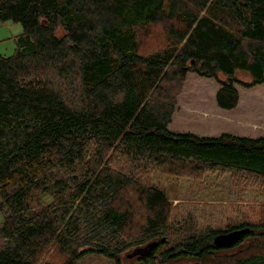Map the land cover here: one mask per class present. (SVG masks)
Wrapping results in <instances>:
<instances>
[{
    "label": "trees",
    "instance_id": "trees-1",
    "mask_svg": "<svg viewBox=\"0 0 264 264\" xmlns=\"http://www.w3.org/2000/svg\"><path fill=\"white\" fill-rule=\"evenodd\" d=\"M0 21L22 26L0 53V264H38L50 244L59 264H264V204L200 230L172 222L149 177L227 173L264 192V137L168 129L189 72L217 80L225 110L236 84L264 82V0H0ZM36 193L50 200L34 206Z\"/></svg>",
    "mask_w": 264,
    "mask_h": 264
},
{
    "label": "rangeland",
    "instance_id": "rangeland-1",
    "mask_svg": "<svg viewBox=\"0 0 264 264\" xmlns=\"http://www.w3.org/2000/svg\"><path fill=\"white\" fill-rule=\"evenodd\" d=\"M15 28L18 32L14 31ZM21 31L20 23L0 21V53L5 55L13 53L15 49L13 36ZM218 77L224 79L222 74ZM237 77L243 81L249 80V75L244 71H238ZM218 86L219 83L213 77H203L189 72L177 96L168 129L172 132H190L200 136H217L230 129L233 122L228 120L229 117H203L201 112L197 111L202 109L213 113L214 110L217 113L223 112L229 115L235 112L233 111L235 109L225 110L216 105L213 93ZM236 88L241 97L237 107L239 111L245 109L252 114L264 105V84H257L250 88L236 84ZM245 128L248 129L246 134L252 138L264 137V130L261 128H253L251 125ZM149 177L153 185L163 189L167 194L171 202L172 222L178 223L191 216L200 230L226 228L228 225L250 221L253 218V207L257 204H264V192L257 187L242 188L234 184L227 173L208 172L200 179H192L152 171ZM34 197V201L31 197L34 206L38 204V198L50 200L49 196L44 194L36 193ZM61 260L55 246L50 244L43 251L38 264H59ZM78 262L81 264H113L112 259L96 253L86 254ZM135 263V260H122V264ZM184 263L187 262H178V264Z\"/></svg>",
    "mask_w": 264,
    "mask_h": 264
},
{
    "label": "crops",
    "instance_id": "crops-1",
    "mask_svg": "<svg viewBox=\"0 0 264 264\" xmlns=\"http://www.w3.org/2000/svg\"><path fill=\"white\" fill-rule=\"evenodd\" d=\"M17 30H18L17 28L14 29L15 32H18ZM261 84H264V82ZM218 88H219V86H218ZM216 91H214V93H213L214 97H215ZM240 99H241V97H240V93H239L238 104L236 105V107L233 108V109H235V110H233L235 112L230 114V115L225 114L223 112L217 113L214 110H213V113H210V112H208L206 110H202V109L197 110V111H200L201 112L200 114L203 115V117L204 116H220V117H224V118H225V116L227 118L229 117L230 119H228V120H232L230 122H233V123H231L230 129H227V131H225L226 133H231L234 135L240 134V136L250 137V135L246 134V131L248 129L245 127H249L251 125L253 128H261V130H264V105H262L260 107V110H256L257 112L251 114L250 112H247L245 109H243L242 111H239V108H237V107L239 106ZM221 133H223V132H221ZM207 136H210V135H207Z\"/></svg>",
    "mask_w": 264,
    "mask_h": 264
},
{
    "label": "water",
    "instance_id": "water-1",
    "mask_svg": "<svg viewBox=\"0 0 264 264\" xmlns=\"http://www.w3.org/2000/svg\"><path fill=\"white\" fill-rule=\"evenodd\" d=\"M248 232V227H241L226 232H220L214 235L213 243L218 248L230 247L241 240ZM154 244L155 242H150L142 248H136L129 256L136 253L146 254L152 249Z\"/></svg>",
    "mask_w": 264,
    "mask_h": 264
}]
</instances>
